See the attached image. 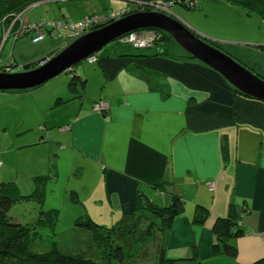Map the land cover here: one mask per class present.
<instances>
[{
    "label": "crops",
    "instance_id": "1",
    "mask_svg": "<svg viewBox=\"0 0 264 264\" xmlns=\"http://www.w3.org/2000/svg\"><path fill=\"white\" fill-rule=\"evenodd\" d=\"M209 4L205 0L201 8ZM227 4L242 20L244 14L251 18L244 9L241 14ZM256 35L246 34V40L236 44L264 46L256 42ZM66 46L64 41L58 51ZM114 49L105 47L93 55L96 62L88 58L87 65L66 71L85 84L82 94L70 91L71 77L66 89L37 93L43 85L0 91V103L14 105L7 107L9 117L23 115L17 108L25 107L28 96L37 105V122L32 115L22 116L24 128L13 135L5 124L6 136L13 137L8 139L14 143L13 150L51 142L54 156L50 162L61 156L70 160L68 180L82 178L76 168L95 176L90 197L83 201L78 186L65 187L70 201L85 209L75 219L89 214L98 221L116 223L134 213L138 194L163 206L170 203L171 193L179 195L183 212L173 222L166 246V256L177 264L264 260V102L237 94L219 73L202 63L133 56L138 53L130 47ZM11 96H18L14 98L20 103L8 101ZM100 101L108 104L105 113L94 110ZM52 109H61L65 118L57 122L58 118L49 117ZM42 167L31 173L32 179L46 176L47 184L59 179L56 164ZM0 182L15 183L24 195L35 189L34 184V189L23 191L10 171L0 176ZM53 205L46 197L42 209H58ZM198 206L209 211L201 226L193 223ZM230 212L245 232L233 240L235 258L213 251L217 244L213 228Z\"/></svg>",
    "mask_w": 264,
    "mask_h": 264
},
{
    "label": "rangeland",
    "instance_id": "2",
    "mask_svg": "<svg viewBox=\"0 0 264 264\" xmlns=\"http://www.w3.org/2000/svg\"><path fill=\"white\" fill-rule=\"evenodd\" d=\"M163 3L164 2L160 4L157 3L151 6L149 3H142L134 0H61L43 1L35 4L22 13L21 18L25 27L22 29V32L24 33L20 34V37H14L12 35L13 30H18L19 26L6 28V31H4V34L6 33V35L2 36L0 39V73L18 72L23 65L38 60L43 56L46 57L52 51L58 50L63 46L64 39L62 38V34H66L65 30L59 29L56 31L55 27L49 28L46 24L44 26L47 27L45 28V37L39 42H34L33 36L36 35V32L32 30L30 31L29 27L26 26L44 23H57L60 21H73L77 23L83 18V15L87 13H92L89 16H102L105 15V12L110 15L115 13L118 17L133 13L132 11L134 10L135 12H149L153 11L151 9L155 8H159L156 9L159 11H161V9L167 10L169 6L165 7V3ZM209 3L211 4H209L206 9L203 7L196 10H187L180 5H175L170 7L169 12L181 20L196 35L206 38V41L213 46H236V43H242L244 42L242 40H246V34L251 33L257 34L255 39L257 40L256 42L264 45V20L260 19L258 16L248 18L245 16L243 12L244 10L241 6L231 4L236 9L235 11L244 14V18L242 20L236 12L231 9L229 10L228 7L226 8L225 5H228L227 3L229 2L225 0H209ZM124 10L126 11L124 12ZM106 24V21L96 24L90 32L98 30L106 26ZM0 32L3 33L2 29ZM152 45L153 41L144 44L142 47H136L134 44H124L123 47L132 46L130 47V51H137L140 49L147 52L150 51V47ZM238 50L237 54L245 60V62H247L252 69L264 77V57L256 51V49H246L245 46L240 45ZM96 61L97 59L90 61V63H94ZM86 62L87 61H83L78 65L85 66L87 65ZM78 65L72 70H76ZM70 77L71 76L68 72H64L50 80L43 87L39 88V90H37L39 92L37 93H44L45 91H49V89H60L64 86L66 89L68 84L67 80H69ZM2 95V92H0V101H2ZM14 97L18 96H11V100L8 101L20 103V101L16 100L17 98ZM25 99L27 100L25 107L17 109H20L23 112L22 116L24 119L32 115L34 122H37L39 116L35 99L32 96H28ZM97 105L101 109H94L96 112L105 113L108 111V104L106 102L100 101L94 105V108H96ZM12 106L14 105L9 106L6 105L5 102L3 104L0 103V159L2 161L3 159L5 160L3 161L4 165L2 164L0 166V176H2V174L6 171H10L11 178L20 182V186L23 191L27 190V187H31L28 189L30 190L35 184L31 177V173H34V171L41 166H43L42 168L47 169L50 164H56L60 173L59 179L54 182H48L45 199L47 197L48 203L50 202L54 204L53 206H55V208H58V221H56L55 224L57 246L64 253L83 254L94 261H100L99 256L96 254V249L91 247L88 238L81 237L80 244H75L74 239L77 236L79 237L81 234L77 233L79 228L75 226L74 219L77 214H83L85 209L83 210V207L78 206V204H73L70 201L69 195L64 193L67 185L72 184L78 186L81 190L80 196L83 201L84 198L90 197L95 176L90 174L87 170L84 171L81 168H76L75 173L82 172V178L74 177L71 180H68L67 173L71 170L70 160L61 156L59 159H55L50 162L54 156L52 151L53 145L51 142L38 146H27L14 151V143L8 142V139H13V137L8 138V135L6 136L5 124L8 125L7 128H12L10 131V134L12 135L16 134V131H21V129L24 128V125L22 127L21 124H23V122H20V119L22 118L21 115L15 113V117L7 116V110H9L7 107L11 108ZM47 115H49V117L58 118L57 122L62 121L66 116L61 109H52L47 112ZM7 117L10 119L6 120ZM52 131H56V128L52 129ZM7 151H10V155H7ZM63 196H65V202L63 201ZM156 204L163 206L157 202ZM42 205L43 202L42 204H39L33 200L18 202L12 211V214L10 213V218L23 221H34L36 217H39L38 209L40 210ZM98 212L100 213V211ZM98 222L108 228L115 224L114 221ZM171 228L172 225L168 228V230L170 231ZM89 247L92 249H89ZM51 248V244L47 238H45V240H37V243L32 246V250L35 253H45L50 251ZM143 264H158V262L154 255H152L151 258L144 261Z\"/></svg>",
    "mask_w": 264,
    "mask_h": 264
},
{
    "label": "trees",
    "instance_id": "3",
    "mask_svg": "<svg viewBox=\"0 0 264 264\" xmlns=\"http://www.w3.org/2000/svg\"><path fill=\"white\" fill-rule=\"evenodd\" d=\"M43 1L61 0H0V31L2 29L3 32H0V39L4 36L3 34L6 28L20 26V21H16L18 16H22V13L29 7ZM134 1L149 3L151 6L157 3L171 2L173 6L180 5L187 10L201 9L203 3L200 2L192 5L191 2H187L186 0ZM225 1L235 6H241L247 16L252 17L255 15L264 20V0ZM132 12L134 13L135 10ZM104 14L105 17H109L110 15L106 12ZM16 31L13 30L12 34L15 35L17 33ZM124 44L130 43L122 41L121 38L107 46V49L123 47ZM214 47L220 49L264 79L262 75L252 69L237 54L239 46L226 45ZM248 48L256 49L264 57V46L246 47V49ZM58 52V50L52 51L46 57L54 56ZM136 53L138 54L133 56L147 58L162 57L178 61H196L200 63L193 59L190 54L184 51L165 32H156L150 51L146 52L145 50L138 49ZM77 79L78 77H71L69 89L71 92L82 94L85 91V84L78 82ZM236 92L242 95L238 91ZM33 180L35 189L27 195L22 194L15 183L0 182V264H143L152 255H154L158 264H177L175 260L166 256V246L169 236L168 228L183 212V201L179 195L171 193L170 203L166 206H160L145 198V195L141 196L138 194L134 213L132 215H124L109 228L99 223L97 219H94L89 214L78 216L74 222L75 226L79 228L77 233L81 235L79 237L77 236L74 242L78 245L80 244L81 237L88 238L91 247L96 249V254L99 256L100 262L94 261L83 254L64 253L59 249L55 233V224L58 221L57 209L47 211L42 208L40 210L38 209L39 217H36L34 221L10 218V213L12 214L18 202H25L27 200H33L39 204L44 202L47 177L37 176ZM161 185L160 187H162ZM75 198L73 199L75 200ZM208 216L209 211L206 208L198 206L193 216V223L201 226L205 223ZM214 233L217 238V244H215L213 250L214 253L235 258L237 256V247L233 244V240L245 234L235 213L230 212L226 218L219 219L215 224ZM45 238L48 239L52 248L45 253H35L32 250L33 244H36L37 240H45ZM255 264H264V260Z\"/></svg>",
    "mask_w": 264,
    "mask_h": 264
},
{
    "label": "water",
    "instance_id": "4",
    "mask_svg": "<svg viewBox=\"0 0 264 264\" xmlns=\"http://www.w3.org/2000/svg\"><path fill=\"white\" fill-rule=\"evenodd\" d=\"M166 11H139L127 14L87 33L54 56L43 57L34 63L23 65L22 72L0 73V91L39 88L131 33L154 31L170 35L193 59L219 73L242 95L264 102L263 78L209 44L206 38L196 35L181 20ZM34 65L36 67L31 69Z\"/></svg>",
    "mask_w": 264,
    "mask_h": 264
},
{
    "label": "built area",
    "instance_id": "5",
    "mask_svg": "<svg viewBox=\"0 0 264 264\" xmlns=\"http://www.w3.org/2000/svg\"><path fill=\"white\" fill-rule=\"evenodd\" d=\"M186 1L191 2L192 5H195V4H198L200 2H204L205 0H186ZM170 5H173V4H171V2L165 3V7H168ZM156 9H159V8H155V9H151V10L156 11V12H161V11L164 12V9H161V11L156 10ZM167 11H169V9H167ZM120 17H122V16L117 17V15L114 13V14H111L109 17H105L104 15H102V16H88L84 19L79 20V22H77V23L73 22V21H60L57 23L35 24L32 26H26V27H29L30 31L32 30V31L36 32L35 37H33L34 42H39L45 37V35H46L45 28H47V27H44V26L46 24H47V26H49V28L55 27L56 31H58L59 29L65 30L66 34H62V38L69 45L72 42L76 41L77 39H79L82 36L89 33L94 25L99 24L101 22H105V21H106V23H111ZM16 19H17L16 21H20V26H19L18 30L16 31L17 33L15 35L12 34L14 37H17L20 34L24 33V32H22V29L25 27L24 22L21 18V15L18 16ZM49 30H48V32H49ZM10 32H11V30H10ZM5 35H6V33L4 34V36ZM153 37H154L153 31H140V32L131 33L130 35L123 37L122 41L130 43L132 45L134 44L136 47H138V46L142 47V46H144V44H146L148 42H152ZM95 59H97L96 56H92L88 60L94 61ZM94 109L100 110L101 108L97 105L96 108H94ZM2 164L3 163L0 161V166ZM208 186H209V188H213V183H208Z\"/></svg>",
    "mask_w": 264,
    "mask_h": 264
},
{
    "label": "flooded vegetation",
    "instance_id": "6",
    "mask_svg": "<svg viewBox=\"0 0 264 264\" xmlns=\"http://www.w3.org/2000/svg\"><path fill=\"white\" fill-rule=\"evenodd\" d=\"M155 34H156V32L153 31V35H154V36H155ZM41 58H43V57H41ZM39 59H40V58H39ZM36 61H37V60H35V61H33V62H30V63H34V62H36ZM35 67H36V65L31 66V69H32V68H35ZM18 72H22V67H21V69L18 70Z\"/></svg>",
    "mask_w": 264,
    "mask_h": 264
}]
</instances>
